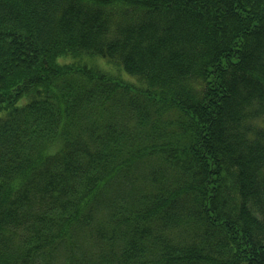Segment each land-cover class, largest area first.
Returning a JSON list of instances; mask_svg holds the SVG:
<instances>
[{"label": "trees", "instance_id": "16d2710c", "mask_svg": "<svg viewBox=\"0 0 264 264\" xmlns=\"http://www.w3.org/2000/svg\"><path fill=\"white\" fill-rule=\"evenodd\" d=\"M0 264H264V0H0Z\"/></svg>", "mask_w": 264, "mask_h": 264}, {"label": "rangeland", "instance_id": "374dc122", "mask_svg": "<svg viewBox=\"0 0 264 264\" xmlns=\"http://www.w3.org/2000/svg\"><path fill=\"white\" fill-rule=\"evenodd\" d=\"M111 71H113V73L119 74L115 69H112Z\"/></svg>", "mask_w": 264, "mask_h": 264}]
</instances>
